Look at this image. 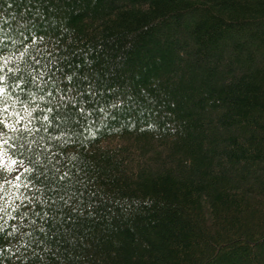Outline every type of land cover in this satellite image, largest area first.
Here are the masks:
<instances>
[{"label": "trees", "instance_id": "trees-1", "mask_svg": "<svg viewBox=\"0 0 264 264\" xmlns=\"http://www.w3.org/2000/svg\"><path fill=\"white\" fill-rule=\"evenodd\" d=\"M0 14L59 41L57 75L80 95L39 136L96 201L69 232L44 225L49 252L36 258L43 234L10 237L32 217L7 209L0 264H264V0H0Z\"/></svg>", "mask_w": 264, "mask_h": 264}, {"label": "snow or ice", "instance_id": "snow-or-ice-1", "mask_svg": "<svg viewBox=\"0 0 264 264\" xmlns=\"http://www.w3.org/2000/svg\"><path fill=\"white\" fill-rule=\"evenodd\" d=\"M7 19L16 21L17 29L23 30L19 31V37L15 40L10 36L0 35V60L3 61L0 63V72L7 68V73L0 74V105H2L0 108V123H2V128H0V212L5 213L4 216H0V231L8 227L6 217L13 216L7 211L9 208L16 209L13 219L20 223H24L26 218L31 216V223H24V227L29 231H22L18 223H13L10 226L12 231L8 235L16 239L17 234L20 237L29 236L32 231L37 230L43 234L44 239L37 242V248L32 254V258H36L40 252H49L47 240L50 229L46 230L44 225L51 220L52 225L60 223L61 229L69 232L70 229H63V224L71 221L74 227L78 216H94L96 201L92 199L94 194H90L89 202H84V188H73V182L79 184L80 181L75 180L71 170L64 168L56 159L55 153L48 151L50 145L44 146V138L39 136L40 130L48 132L44 122L53 124V121L65 120L63 108L69 103L76 104V97L80 95L78 90L63 83V81H72L73 76L63 75L61 78L57 75V73L63 74V69L58 65L61 60L65 59L63 54L56 55L60 53V48L55 46L59 44V41L52 44L49 41L54 38L46 40L45 36L33 33L28 26L29 22L23 17L17 20L15 15L3 18L0 14V22L6 23ZM6 41L11 42L13 49L11 54L7 51L9 44ZM16 45L24 51H19ZM30 45L31 50H29ZM15 61H19V65L14 64ZM9 64L13 66L9 67ZM83 79L87 80V76ZM45 88H48L46 94L51 99L48 106L41 109L40 105H33L32 102L45 100L44 94L38 95V93H44ZM53 89L60 95L54 96ZM14 90L21 93L27 90V101L17 97ZM87 90L92 91L91 88ZM10 107L12 111H9ZM17 108L19 111L16 110ZM37 109H40V114L34 115ZM26 119L27 123H24ZM33 121L39 123L33 125ZM38 136L44 151H36L35 159H30L25 155V151L32 149ZM28 137L32 139L29 140ZM55 138L48 133L49 140ZM17 141H23V143ZM21 173L31 175L21 178ZM21 188L29 190L30 195L35 199L32 200L29 195L20 192ZM33 189L35 191H32ZM16 193L19 195H15ZM37 193H40L43 198ZM17 200L20 201L19 204ZM65 216L67 219L61 222V218ZM37 221L41 223L37 224ZM10 246L12 245L6 243L5 249Z\"/></svg>", "mask_w": 264, "mask_h": 264}]
</instances>
